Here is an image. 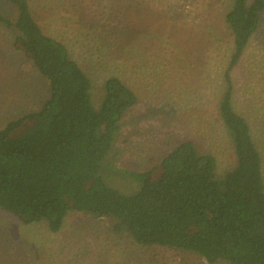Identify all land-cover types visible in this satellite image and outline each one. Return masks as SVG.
Returning a JSON list of instances; mask_svg holds the SVG:
<instances>
[{"label":"trees","instance_id":"1","mask_svg":"<svg viewBox=\"0 0 264 264\" xmlns=\"http://www.w3.org/2000/svg\"><path fill=\"white\" fill-rule=\"evenodd\" d=\"M31 1L0 0V28L23 54V70L48 87L36 110L0 130V211L25 226L44 223L53 234L70 213L104 219L113 239L156 253L134 263L98 255V264H156L158 249L184 253L199 264H264V162L249 124L233 109L231 76L259 30L264 0H232L224 17L232 56L217 109L235 168L217 179L215 158L186 141L159 165L131 174L138 187L132 194L108 186L100 170L136 95L121 79L107 78L95 109L90 80L65 45L43 33ZM79 2H89V27L99 38L142 22L145 11L139 8L150 0L138 1L133 11L130 0Z\"/></svg>","mask_w":264,"mask_h":264},{"label":"rangeland","instance_id":"2","mask_svg":"<svg viewBox=\"0 0 264 264\" xmlns=\"http://www.w3.org/2000/svg\"><path fill=\"white\" fill-rule=\"evenodd\" d=\"M79 1L32 0L30 5L43 33L62 42L90 80L95 109L110 77L121 79L137 97L101 165L105 183L122 194L136 192L130 175L159 165L186 141L215 158L217 179L234 169L236 158L217 109L232 56L224 22L232 0H150L139 8L145 11L142 22L99 38L98 30L94 34L89 27V2ZM130 1L133 11L138 1L148 0ZM11 41L0 28V130L36 110L48 88L45 80L23 70V54L12 49ZM231 76L233 109L249 124L264 162V12ZM262 177L264 184V165ZM111 232L107 220L70 213L53 234L44 223L25 226L0 211V264H98L100 256L134 263L137 257L155 256L153 250L113 239ZM157 254L156 264H199L184 253L158 249Z\"/></svg>","mask_w":264,"mask_h":264}]
</instances>
